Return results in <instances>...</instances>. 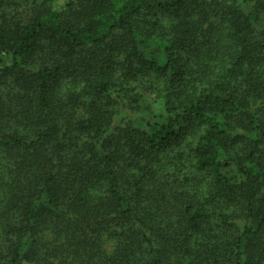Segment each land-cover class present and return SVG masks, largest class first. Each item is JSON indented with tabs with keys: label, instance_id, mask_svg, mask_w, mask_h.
<instances>
[{
	"label": "trees",
	"instance_id": "obj_1",
	"mask_svg": "<svg viewBox=\"0 0 264 264\" xmlns=\"http://www.w3.org/2000/svg\"><path fill=\"white\" fill-rule=\"evenodd\" d=\"M0 264H264V0H0Z\"/></svg>",
	"mask_w": 264,
	"mask_h": 264
}]
</instances>
